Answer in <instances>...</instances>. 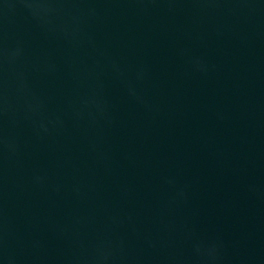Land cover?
<instances>
[{
	"label": "water",
	"instance_id": "water-1",
	"mask_svg": "<svg viewBox=\"0 0 264 264\" xmlns=\"http://www.w3.org/2000/svg\"><path fill=\"white\" fill-rule=\"evenodd\" d=\"M0 264H264V0H0Z\"/></svg>",
	"mask_w": 264,
	"mask_h": 264
}]
</instances>
